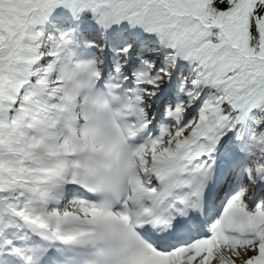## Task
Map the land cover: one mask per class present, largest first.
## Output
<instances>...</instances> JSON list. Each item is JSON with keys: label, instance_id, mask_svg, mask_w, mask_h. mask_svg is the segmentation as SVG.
I'll return each instance as SVG.
<instances>
[{"label": "snow or ice", "instance_id": "6c2138e0", "mask_svg": "<svg viewBox=\"0 0 264 264\" xmlns=\"http://www.w3.org/2000/svg\"><path fill=\"white\" fill-rule=\"evenodd\" d=\"M0 264H264V0H0Z\"/></svg>", "mask_w": 264, "mask_h": 264}]
</instances>
